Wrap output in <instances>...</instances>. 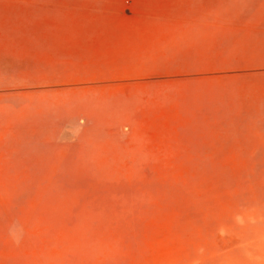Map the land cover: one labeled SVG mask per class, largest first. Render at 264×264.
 <instances>
[{
	"label": "rangeland",
	"instance_id": "1",
	"mask_svg": "<svg viewBox=\"0 0 264 264\" xmlns=\"http://www.w3.org/2000/svg\"><path fill=\"white\" fill-rule=\"evenodd\" d=\"M0 264H264V0H0Z\"/></svg>",
	"mask_w": 264,
	"mask_h": 264
}]
</instances>
